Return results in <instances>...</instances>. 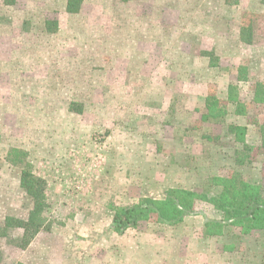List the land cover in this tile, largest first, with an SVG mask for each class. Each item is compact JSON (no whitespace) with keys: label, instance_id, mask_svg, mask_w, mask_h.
Returning a JSON list of instances; mask_svg holds the SVG:
<instances>
[{"label":"rangeland","instance_id":"1","mask_svg":"<svg viewBox=\"0 0 264 264\" xmlns=\"http://www.w3.org/2000/svg\"><path fill=\"white\" fill-rule=\"evenodd\" d=\"M243 66L249 82L238 81ZM257 82L264 0H83L78 14L67 0H0V226L27 220L34 207L11 150L27 153L47 202L26 248L19 230L0 237V264H264V232L227 227L198 239L204 216L223 219L205 202L175 227L152 220L110 231L114 207L160 200L171 188L211 197L221 191L213 179L235 173L264 187ZM232 84L244 116L228 102ZM209 93L227 107L225 124L200 123ZM230 125L247 126L246 149ZM135 245L145 260H135Z\"/></svg>","mask_w":264,"mask_h":264},{"label":"trees","instance_id":"2","mask_svg":"<svg viewBox=\"0 0 264 264\" xmlns=\"http://www.w3.org/2000/svg\"><path fill=\"white\" fill-rule=\"evenodd\" d=\"M82 4L83 0H67V12L78 14ZM53 25L57 28V21L53 22ZM241 38L244 43L251 45L253 42L252 28L244 27L241 31ZM238 74L239 82H249L247 68L240 67ZM238 89L236 85L229 86L228 102L236 105V115L244 116L246 110L239 97ZM253 100L257 104H264L263 83L255 84ZM227 115L228 109L223 105L221 99L216 94L209 93L204 101V113L200 123L225 124ZM228 129L246 149L247 126L230 125ZM262 131L264 135V124ZM202 139L207 143L215 141V137L210 134L203 135ZM7 158L11 164L21 167L20 187L33 201L34 207L27 220L11 217L5 219L3 225L0 226V237H8L11 230L21 231L22 237L18 247L24 249L44 226L47 209L46 185L32 172L26 152L13 149ZM238 165H242V162H239ZM213 182L221 188L220 193L215 196L209 197L187 189L171 188L165 192L163 199L147 198L131 206L114 207L110 231L123 235L127 230L137 229L141 223L152 220L162 225L175 227L182 224L188 217L199 215L196 212V207L199 202H205L221 212L223 219H210L203 215L202 233L204 238L221 237L227 227L238 228L243 236L254 232H264V187L262 185L246 181L240 173L232 174L227 178H214Z\"/></svg>","mask_w":264,"mask_h":264},{"label":"crops","instance_id":"3","mask_svg":"<svg viewBox=\"0 0 264 264\" xmlns=\"http://www.w3.org/2000/svg\"><path fill=\"white\" fill-rule=\"evenodd\" d=\"M198 239L201 240V241H203L204 243H206V242H208L210 240L209 238H204L203 237L202 230H199V232H198ZM211 239H214V238H211ZM132 250L134 252H136V254L139 256V257H136V256L134 257L136 261H139L140 262V260H141L140 258L141 257L143 258V260H145L146 252L143 250V248L136 246V247L132 248ZM164 251H167L168 252V253H165V254L166 255H170V259L171 260H172V258H176L175 255L178 254L177 252H175L176 251V248H173V247H168V249L167 250H164ZM184 252L186 253V251H184ZM204 252L209 253V249H208V247H206V245H205V249H203V257L206 256ZM228 252L229 251L225 250V248H224L223 253L224 254H228ZM124 253H125V249H122V255H124ZM185 253H182V254L184 255ZM167 258L169 259V257H167ZM163 264H165V262H163Z\"/></svg>","mask_w":264,"mask_h":264}]
</instances>
